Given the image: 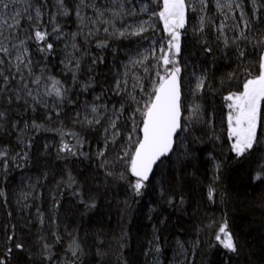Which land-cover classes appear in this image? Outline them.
Returning a JSON list of instances; mask_svg holds the SVG:
<instances>
[{"label":"trees","instance_id":"trees-1","mask_svg":"<svg viewBox=\"0 0 264 264\" xmlns=\"http://www.w3.org/2000/svg\"><path fill=\"white\" fill-rule=\"evenodd\" d=\"M152 7L157 12L161 10L162 0ZM53 11L49 0V14ZM208 12L213 14L211 4ZM215 17L218 20L219 14ZM153 19L156 25L153 35L158 41L166 39L162 20ZM192 20L189 13L186 34L183 32L182 37L181 66L184 72L181 75L186 79L193 76V72L197 76L203 74L210 87L200 95L192 96L186 83L183 91L190 97L187 99L189 106L198 102L206 119L211 114L214 130L210 131L202 123H192L182 137L184 143L180 149L157 167L141 196L132 193L129 182L134 178L127 170L125 160L114 162L116 154L111 153L107 168L100 167L103 158L97 159L95 155L103 142L99 126L90 130L73 123L74 113L80 111L85 102L91 103L96 95L102 97L97 103L116 102L117 97L111 89L117 74L123 71L122 65L129 59L139 58L134 43L139 38L113 40L109 48L103 50L93 44L90 52L94 56L102 55L104 62H98L91 73L82 71L81 80L86 81L89 76L94 78V87L87 93L81 92L79 85L72 84L70 73H62V44L57 41L56 54L46 61L41 60V67L62 80L74 100L73 104L63 106L59 118L53 116L49 120L46 113L51 110L42 106L33 111L16 102L11 106L3 105L13 111L8 122L0 127V146H7L12 153L21 152L23 148L28 156L26 161L17 158L21 167L10 164L7 173L0 169V188L6 193V199L0 197V255L15 243L24 245V250L13 247L11 255L4 256L8 264H51L43 260L42 244H53L54 232L63 238L62 243L53 247L56 264H60L59 258L72 259L67 251L71 240L69 233L81 245L78 264H153L155 260L161 264H177L182 260L185 264H264V183L254 180L264 164V146L245 156H237L232 151L227 124L229 109L226 105L229 102L224 99L229 93L242 91L244 82L259 74L257 57L246 52L241 62L235 48H224L215 39L217 33L209 27L204 33L194 32L191 25L198 26V17L196 21ZM58 21L66 32L77 28L74 16L58 17ZM253 29L251 35L258 37L264 32V20L255 21ZM25 35L21 33L22 38ZM144 43L147 42L141 44V50ZM29 45L35 60H40L35 42L30 41ZM206 47H211L212 52H206ZM85 61L90 64L89 58ZM132 71L144 74L140 67ZM128 79L131 84V75ZM153 79L158 81V77ZM145 83L150 93L151 87ZM194 86L195 82L191 88ZM137 95L142 101L146 99L143 94ZM48 102L51 104L52 98ZM141 119L138 114L137 122ZM15 121L19 123L14 129ZM33 121L48 130L32 128ZM25 123L29 125L27 129H24ZM57 129L79 133L86 141L83 151L87 156L59 152L61 136ZM18 137L25 144L31 142V147L24 148L18 143ZM64 139L75 143L69 136ZM134 147V142L129 145V154ZM216 164L220 166L218 171ZM106 171L113 175H107ZM68 173L76 180L72 187L64 183ZM209 187L215 189L211 200ZM77 192L80 194H74ZM92 202H95L94 208L86 206ZM57 204L58 207H54ZM37 209L43 214V224ZM225 219L238 239V253H228L215 240ZM13 233L14 240L9 241L8 236ZM154 236L159 237L161 247L157 259L151 252L145 256L149 241L156 243ZM178 241L184 245L183 253Z\"/></svg>","mask_w":264,"mask_h":264},{"label":"snow or ice","instance_id":"snow-or-ice-1","mask_svg":"<svg viewBox=\"0 0 264 264\" xmlns=\"http://www.w3.org/2000/svg\"><path fill=\"white\" fill-rule=\"evenodd\" d=\"M159 3L160 0H51L55 11L49 14V0H0V127L8 122L13 111L10 107H4L5 104L11 106L16 102L33 111L37 106L48 108L51 111L46 116L51 120L53 116L60 117V110L66 103H74L64 82L41 67V60L46 61L49 56L56 54L54 46L59 47L57 41L62 44V73H70L72 84L79 85L80 91L87 93L94 87V78L89 76L86 81L81 80L82 71L91 73L98 62H104L102 55L94 56L90 52L93 44L103 50L109 48L110 41L139 38L134 41L139 58L129 59L127 64L122 65L123 71L117 74L111 89L117 97L116 102L97 103L102 97L96 95L91 103L85 102L81 110L74 113L73 123L90 130L99 126L103 142L95 155L97 159L103 158L100 167L107 168L110 163L108 155L115 153L114 162L125 160L127 170L134 178L129 182L132 193L135 196L143 195L142 190L146 188L154 167H159L165 157L180 149L184 143L182 137L192 123H202L210 131L214 130L211 114L206 119L203 107L198 102L189 106L187 99L190 97H186L183 91L186 80L181 75L184 72L181 66L182 30L188 26L191 13L193 21L198 17V26L195 23L191 25L194 32L204 33L205 28L209 27L217 33L215 39L224 48H235L241 62L246 52L257 57L259 74L247 79L242 91L229 93L224 99L229 102L226 105L229 109L227 124L232 151L237 156L260 151L264 146V32H260L258 37L251 33L254 22L264 20V0H162V8L157 12L152 6ZM210 4L213 7L212 15L208 12ZM217 13L218 20L215 17ZM69 16H74L77 24L73 32L64 31L58 21V17ZM153 18L163 21L166 39L158 41L153 35L156 31ZM21 33L27 35L21 38ZM30 41L35 42L36 52L41 54L40 60H35ZM145 41L147 43L143 44L141 50V44ZM204 50L212 52L211 47ZM86 57L90 59V64L85 61ZM136 67L142 68L144 74L133 72ZM129 75L132 77L131 84ZM193 76L195 86L189 91L192 96L200 95L205 88L210 87L207 77L203 74L197 76L195 72ZM153 77H158V81ZM145 82L151 87L150 93ZM137 93L143 94L146 99L142 101ZM49 98H52L51 104ZM138 114L142 118L139 122ZM18 123L13 122L14 129ZM28 127L25 123L24 129ZM31 127L44 129L43 125L35 121ZM20 131L23 132V129ZM56 131L61 136L59 152L87 156L83 151L86 141L79 133L63 129ZM65 136L71 137L75 143L65 140ZM17 140L24 148L31 147V142L25 144L19 137ZM133 142L135 147L129 154V145ZM17 158L26 161L27 152L22 148L21 152L12 153L7 146H0V169L5 173L9 171L10 164L13 167L22 166ZM215 167L218 171L220 166L216 164ZM106 174L113 175L111 171H106ZM120 178H124L123 173ZM254 180L264 183V164H261ZM64 183L72 187L76 183L75 177L68 173ZM214 195L215 189L209 187V199H213ZM0 197L6 199L3 188H0ZM86 206L94 208L95 202ZM54 207H58V204ZM37 211L39 213V209ZM39 219L43 224L42 213H39ZM53 235V244H42L43 260L56 264L53 247L54 244L62 243L63 238L55 232ZM69 236L71 240L67 244V251L72 259L59 258L60 264H78L79 253L82 252L77 238L71 233ZM8 240H14V233L8 236ZM158 240L159 237L154 236L156 243L149 241L150 247L145 256L149 252H161ZM215 240L228 253H238L240 250L238 239L229 230L226 219L215 234ZM177 243L183 253V243ZM13 247L24 250L22 243L13 244L5 254L0 255V264H8L4 256H10ZM153 264H158V261Z\"/></svg>","mask_w":264,"mask_h":264},{"label":"rangeland","instance_id":"rangeland-1","mask_svg":"<svg viewBox=\"0 0 264 264\" xmlns=\"http://www.w3.org/2000/svg\"><path fill=\"white\" fill-rule=\"evenodd\" d=\"M89 15H91V13L89 12ZM193 21V20H192ZM229 23H231V21H229ZM162 25H163V27H164V24H163V21H162ZM183 32L185 33V30H182V37H183ZM166 34V33H165ZM21 38H22V36H21ZM138 73V72H137ZM139 74V73H138ZM188 78H186L185 80H186V83H187V85H188V87L189 88H191L192 87V83L193 82H195V78H193V76H191V75H189V76H187ZM152 255L151 256H155V258L157 259V257H158V254H155V253H151ZM155 261H158V264H161L160 262H159V260H155ZM182 262H183V264H185V260H182ZM177 264H181L180 263V261L177 263Z\"/></svg>","mask_w":264,"mask_h":264},{"label":"water","instance_id":"water-1","mask_svg":"<svg viewBox=\"0 0 264 264\" xmlns=\"http://www.w3.org/2000/svg\"><path fill=\"white\" fill-rule=\"evenodd\" d=\"M171 155H172V154H170V156H171ZM170 156H169V157H170ZM169 157H165L164 160L167 159V158H169ZM156 169H157V167H154V169H153V173L150 175L149 180H148L146 183H148V182L151 181V179H152L153 176H154V173H155Z\"/></svg>","mask_w":264,"mask_h":264},{"label":"bare ground","instance_id":"bare-ground-1","mask_svg":"<svg viewBox=\"0 0 264 264\" xmlns=\"http://www.w3.org/2000/svg\"><path fill=\"white\" fill-rule=\"evenodd\" d=\"M71 75V74H70Z\"/></svg>","mask_w":264,"mask_h":264}]
</instances>
